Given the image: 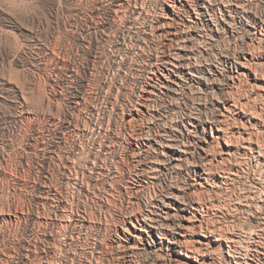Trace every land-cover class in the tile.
I'll return each instance as SVG.
<instances>
[{
  "label": "rangeland",
  "instance_id": "374dc122",
  "mask_svg": "<svg viewBox=\"0 0 264 264\" xmlns=\"http://www.w3.org/2000/svg\"><path fill=\"white\" fill-rule=\"evenodd\" d=\"M119 1L129 3L130 9L137 5L142 15L118 10ZM157 2L0 0V264H115L106 245L112 243L114 229L120 230L128 199L124 189L133 178L128 141L134 144L149 126L162 136V127L179 122L197 106L193 95L201 93L195 85L194 91L185 90L187 107L179 100L177 111L173 100L156 88L150 116L123 128L150 59L168 37L164 32H186L193 15L181 12L176 18L180 23L169 22L162 37L155 29L161 14ZM116 11L121 12L115 17ZM210 15L206 13L208 25L200 30L208 35V26L214 31L199 49L202 64L217 67L228 48L248 41L252 23L243 19L244 26L233 29L231 36ZM254 97L249 99L261 109L263 121L264 103ZM242 157L236 154L234 159L245 160L239 166L244 178L240 175L228 191L222 187V192L214 191L219 194H200L201 216L209 227L214 222L213 228L231 232L236 220L256 225V220L245 219V212L234 211L235 194L249 188L247 176L255 171L251 157ZM94 164L101 168L100 176L90 170ZM115 164L122 175L110 185ZM177 179L184 180V175ZM163 181L169 183L168 178Z\"/></svg>",
  "mask_w": 264,
  "mask_h": 264
},
{
  "label": "bare ground",
  "instance_id": "6f19581e",
  "mask_svg": "<svg viewBox=\"0 0 264 264\" xmlns=\"http://www.w3.org/2000/svg\"><path fill=\"white\" fill-rule=\"evenodd\" d=\"M157 1L161 14L155 29L162 37L163 27H170L169 22L177 20L181 12L193 15L186 32L175 27L173 32L165 30L164 35L168 37L160 43L157 57L150 59L154 61H150L146 77L140 81L143 88L133 101V109L126 113L123 128L150 116L156 88L163 97L173 100L175 105L170 104L177 111L181 109L179 100L187 107L185 90L194 91L195 85L201 93L193 95L197 106L190 107L179 122L171 121L174 124L162 127V136L160 132L154 135L157 133L153 134V127L149 126L142 138L133 139L134 144L128 141L133 178L125 185L128 199L123 216L120 215V230L114 229L115 236L106 248H110L115 264H264V120L261 109L256 110V103L253 105L249 99L253 95L264 103V0ZM129 5L119 1L117 8L137 17L142 15L137 5L131 9ZM120 12L116 11L115 17ZM206 13L211 14L210 21L217 28L231 36L233 29L244 26L243 19L252 23L248 41H242L240 46L236 44L237 49L228 48L217 67L213 66L215 64L206 67L201 62L200 45L204 46L207 36L214 31L206 26L210 33L201 32L204 25H208ZM241 89H244L243 95ZM236 154L240 158L245 155L243 159L249 155L255 171L247 176L249 188L235 194L234 211L245 212V219L256 220V225L236 220L231 232H225L220 227L213 228L214 222L211 227L207 225V218L201 216L203 206L198 199L204 193L219 194L214 191H221L222 187L228 191L227 188L242 176L239 166L245 160L240 161L241 165L234 159ZM95 164L90 170L100 176L101 168ZM118 164H115L112 177L109 175L110 185L120 182L122 172ZM181 174L184 180L180 182L177 177ZM91 177L87 175L89 181ZM165 178L169 183L163 181ZM77 186L81 189L83 183ZM158 188L162 190L157 192ZM144 191H147L145 196ZM84 219L82 221H86Z\"/></svg>",
  "mask_w": 264,
  "mask_h": 264
}]
</instances>
